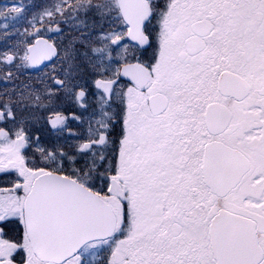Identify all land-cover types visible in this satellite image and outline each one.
Here are the masks:
<instances>
[{
	"label": "snow or ice",
	"instance_id": "6c2138e0",
	"mask_svg": "<svg viewBox=\"0 0 264 264\" xmlns=\"http://www.w3.org/2000/svg\"><path fill=\"white\" fill-rule=\"evenodd\" d=\"M12 7L59 65L0 48V264H264V0Z\"/></svg>",
	"mask_w": 264,
	"mask_h": 264
},
{
	"label": "trees",
	"instance_id": "16d2710c",
	"mask_svg": "<svg viewBox=\"0 0 264 264\" xmlns=\"http://www.w3.org/2000/svg\"><path fill=\"white\" fill-rule=\"evenodd\" d=\"M11 1H14L17 3V0H0V4H5V3H11ZM78 2V0H77ZM28 12L26 11L22 16L19 22H17L16 24H12V26H10L11 28L9 30H6L4 32H2L3 35H5V40L8 41L9 43H13L14 40L19 39L20 41H17L18 44H20L21 46L25 47V55H27V45L34 41L33 39H31L30 37V33H34L35 31V27L30 28L28 25ZM29 15H32V12L29 11ZM57 19H59V17H57ZM49 21L45 20L44 24L41 25V28H45L48 27ZM11 33V34H9ZM17 48H19V46H16ZM13 53H20V50H13ZM11 58V57H9ZM59 65V61H56L54 63H51L49 65H47V67H40L39 71H30V69H32L29 65H28V61L25 58V61L22 62V64H20L19 66L15 65L13 67V65L11 66V71L18 77V82L19 83H36L41 79H47L49 76L52 75L53 71L55 68H58ZM6 68L3 64H0V72L5 71ZM7 91V89H4L2 86H0V92H4Z\"/></svg>",
	"mask_w": 264,
	"mask_h": 264
},
{
	"label": "rangeland",
	"instance_id": "374dc122",
	"mask_svg": "<svg viewBox=\"0 0 264 264\" xmlns=\"http://www.w3.org/2000/svg\"><path fill=\"white\" fill-rule=\"evenodd\" d=\"M16 2L11 1V3H5V4H0V25L5 24V22L8 25V29H5L4 27H0V48H9V50L12 52L13 50H20V53L22 52V56H18L17 62L13 64V67L15 65L19 66L22 64L23 61H25L26 55H25V47L21 46L18 44L17 41H20L19 39L14 40L13 43H9L8 41L5 40V35L2 34V32L9 30L12 26V24H16L17 22L20 21L21 16L19 14V9H14L12 7L13 4ZM43 29V28H42ZM16 46H19L17 48ZM19 54V53H18ZM8 59H11L8 57Z\"/></svg>",
	"mask_w": 264,
	"mask_h": 264
},
{
	"label": "water",
	"instance_id": "95a60500",
	"mask_svg": "<svg viewBox=\"0 0 264 264\" xmlns=\"http://www.w3.org/2000/svg\"><path fill=\"white\" fill-rule=\"evenodd\" d=\"M54 54L53 47L49 42L45 40L35 41V43L30 47L26 59L30 66L41 65V61L47 63L49 57Z\"/></svg>",
	"mask_w": 264,
	"mask_h": 264
},
{
	"label": "flooded vegetation",
	"instance_id": "af4514ba",
	"mask_svg": "<svg viewBox=\"0 0 264 264\" xmlns=\"http://www.w3.org/2000/svg\"><path fill=\"white\" fill-rule=\"evenodd\" d=\"M29 2H30V0H29ZM48 2L53 6V7H55L57 4H62L63 3V0H48ZM78 2H79V0H78ZM73 3V0H67V4H72ZM66 6V5H65ZM29 11H31V9H28L27 10V12H28V18L31 16V15H29ZM28 25H29V27L31 28L32 26L28 23ZM45 28H47V27H45ZM35 43V41H32V42H30L28 45H27V48H28V51H27V54H28V52H29V49H30V47H28L29 45H33ZM51 44V43H50ZM51 46H52V44H51ZM56 61H59V60H56ZM55 61V62H56ZM52 63H54V62H52ZM49 64H51V63H49L48 61H47V63H45L44 65H39L40 67H47V65H49ZM28 65H29V63H28ZM30 66V65H29ZM31 68H33V66H30Z\"/></svg>",
	"mask_w": 264,
	"mask_h": 264
}]
</instances>
